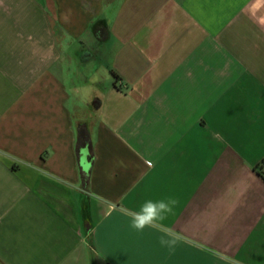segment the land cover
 Wrapping results in <instances>:
<instances>
[{
	"label": "crops",
	"instance_id": "0c3cea01",
	"mask_svg": "<svg viewBox=\"0 0 264 264\" xmlns=\"http://www.w3.org/2000/svg\"><path fill=\"white\" fill-rule=\"evenodd\" d=\"M0 264H264V0H0Z\"/></svg>",
	"mask_w": 264,
	"mask_h": 264
},
{
	"label": "clouds",
	"instance_id": "9594fccd",
	"mask_svg": "<svg viewBox=\"0 0 264 264\" xmlns=\"http://www.w3.org/2000/svg\"><path fill=\"white\" fill-rule=\"evenodd\" d=\"M177 203L173 197L144 201L139 209L131 214L130 227L138 232H143L146 228H156L163 232L160 244L169 248L174 247L179 237L171 229L165 231L164 221L172 214Z\"/></svg>",
	"mask_w": 264,
	"mask_h": 264
},
{
	"label": "water",
	"instance_id": "95a60500",
	"mask_svg": "<svg viewBox=\"0 0 264 264\" xmlns=\"http://www.w3.org/2000/svg\"><path fill=\"white\" fill-rule=\"evenodd\" d=\"M90 160H91V158H90V156H89V151H88V149L85 148V149L82 151V156H81V166H82V167L87 166V165L90 163Z\"/></svg>",
	"mask_w": 264,
	"mask_h": 264
},
{
	"label": "rangeland",
	"instance_id": "374dc122",
	"mask_svg": "<svg viewBox=\"0 0 264 264\" xmlns=\"http://www.w3.org/2000/svg\"><path fill=\"white\" fill-rule=\"evenodd\" d=\"M92 64H95L94 61L92 62ZM92 64H91V65H92ZM91 65H90V73H87L88 75H92V74H93V70H94L93 68H94V67H93V65H92V66H91ZM97 74H98V73H97ZM100 74L102 75V72H100ZM100 74H99V75H100ZM85 78L88 79L87 76H86Z\"/></svg>",
	"mask_w": 264,
	"mask_h": 264
}]
</instances>
